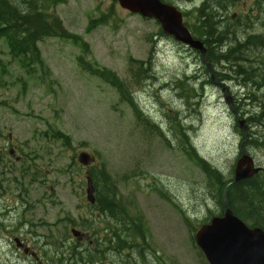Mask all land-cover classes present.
Wrapping results in <instances>:
<instances>
[{"label": "rangeland", "instance_id": "obj_1", "mask_svg": "<svg viewBox=\"0 0 264 264\" xmlns=\"http://www.w3.org/2000/svg\"><path fill=\"white\" fill-rule=\"evenodd\" d=\"M201 1L175 3L193 20ZM53 8L88 46L45 37L39 41L43 59L28 71L0 37V264H27L28 256L10 243L13 232L29 243L37 234L45 239L46 227L34 225L44 217L43 197L85 196L88 160H79L81 151L88 163L105 168L117 203L137 218L136 229L145 230L131 242V264L140 253L138 264H209L193 233L224 208L181 145L190 140L198 155L233 178L241 133L248 127L264 134V126L244 121L241 128L237 118L261 110L264 87L211 77L197 49L118 0H67ZM237 13H251L244 27L264 35V9L257 10L254 0H237L227 10ZM79 54L115 71L163 135L142 125L112 84L78 63ZM135 60H148V70ZM245 150L264 168V146L246 142Z\"/></svg>", "mask_w": 264, "mask_h": 264}, {"label": "trees", "instance_id": "obj_2", "mask_svg": "<svg viewBox=\"0 0 264 264\" xmlns=\"http://www.w3.org/2000/svg\"><path fill=\"white\" fill-rule=\"evenodd\" d=\"M65 1L67 0H0V37L5 38L10 54L13 57H18L21 65L28 71H31V68L34 69L35 65L42 61L39 41L45 37L57 36L69 39L76 44L83 42L85 46H88L80 34L69 30L62 19L54 13L53 7ZM164 1L175 3V0ZM236 1L202 0L200 5L194 7V11L197 12H195L193 20H188L186 10H183L184 22L191 33L200 38L206 47L204 56L198 49L195 50L211 77H216L215 74L218 73L224 79L233 76L242 85L254 87L253 84H257L255 86L257 88L264 87V35H259L260 33L250 31L244 27L247 22L246 19H251V13H237L236 16L227 14V10ZM254 3L257 10L264 9V0H254ZM217 13L219 14L217 15ZM243 19L245 20L243 21ZM245 32L248 33L244 34ZM244 51L248 54H245ZM77 61L92 74L112 84L119 92L120 98L130 104L136 118L142 125L158 128V133L163 135L162 129L157 126L159 124L153 122L151 117L144 113L134 94L126 87V83L115 71L95 65L93 62L86 60L82 54L77 56ZM135 62H139L138 65L142 67H140L142 70H148V60H135ZM133 69L138 71L136 66L131 65L130 70ZM226 69L232 70L233 74L231 75ZM237 77L238 79H236ZM253 95L254 92H250L246 94V97L252 100ZM172 121L173 119L169 120V122ZM252 121L255 124L264 126V104L261 105V110L258 112L254 109V113L250 112L246 115L245 122L249 124ZM174 132L176 133L175 130ZM185 133V130L184 132L180 131L183 137H186ZM248 133L250 137L247 139ZM60 134L64 135L66 142H69L68 135ZM241 134L242 140L239 148L242 145L244 151H246V142H251L256 146H264V134L259 133L257 129L247 127ZM181 149L202 168L206 176V182L210 186L211 194L221 208H224V202L226 201L234 213L249 225H259L264 229V168L249 177L233 180L232 177H225L218 168L198 155L195 145L190 140L183 143ZM96 170L97 173L94 177L99 196L110 197L115 195L114 190L111 189L110 177L105 168L100 167L99 170ZM89 173L93 177L94 171ZM101 205L106 206L111 211L115 216L116 227L123 230V233H117L118 242L121 241L124 245L125 239L131 238L130 232L133 233L131 242L136 241V234H140L141 237L145 236L143 228L138 226L139 229H136L137 218H129L127 209L126 213L121 214L111 208V206L114 207L113 203L106 201ZM220 213L222 212H218V214ZM140 255L141 259H135L132 262L133 264H138L139 261L143 260V255L141 253Z\"/></svg>", "mask_w": 264, "mask_h": 264}, {"label": "flooded vegetation", "instance_id": "obj_3", "mask_svg": "<svg viewBox=\"0 0 264 264\" xmlns=\"http://www.w3.org/2000/svg\"><path fill=\"white\" fill-rule=\"evenodd\" d=\"M9 152L15 154L16 149L11 147ZM88 161L84 163L86 185L88 187L87 178H90L93 200L86 194L83 198L75 196L73 201L62 196L43 197L46 201L41 202L44 209L40 213L44 217L34 225L46 227L45 239L37 234L38 241L27 243L21 234L12 233L10 243L28 256L27 264H131V238L125 239L124 245L118 242L117 233H123V230L116 227L115 216L101 204L113 203L111 208L121 214L126 213V208L117 203L114 195L99 196L93 178L100 166H93ZM90 171H94L93 178ZM3 187L0 184V191ZM49 187L52 192L53 185Z\"/></svg>", "mask_w": 264, "mask_h": 264}, {"label": "water", "instance_id": "obj_4", "mask_svg": "<svg viewBox=\"0 0 264 264\" xmlns=\"http://www.w3.org/2000/svg\"><path fill=\"white\" fill-rule=\"evenodd\" d=\"M118 3L130 12L155 18L164 32L198 49L204 56L205 45L184 23L182 10L177 4L164 0H118ZM244 121L243 118L238 119L239 127H245ZM239 152L233 180L249 177L263 168L255 163L250 153L243 149ZM88 158L86 152L79 154V159L83 162ZM87 196L93 200L90 178ZM194 239L210 264H264V229L259 225L251 226L246 223L226 201L221 214L212 215L209 221L197 226Z\"/></svg>", "mask_w": 264, "mask_h": 264}]
</instances>
